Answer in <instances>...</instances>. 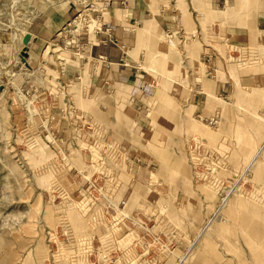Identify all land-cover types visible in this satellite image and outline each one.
<instances>
[{
    "label": "rangeland",
    "instance_id": "374dc122",
    "mask_svg": "<svg viewBox=\"0 0 264 264\" xmlns=\"http://www.w3.org/2000/svg\"><path fill=\"white\" fill-rule=\"evenodd\" d=\"M54 1L61 9L71 1L78 10L63 25L58 20L59 36L30 48L29 67L3 22L10 12L49 11L40 0L0 2V47L15 48L9 56L6 47L0 51V79L6 78L0 80V264H264V120L253 121L252 107L237 108L232 97L223 99L227 112L217 114L214 125L196 117L188 54L202 32L225 64L205 76L221 70L230 77L232 67L264 68L259 47L227 42L219 24L201 26L202 13H196L200 30L196 24L181 39L178 33L160 39L184 74L173 86L182 93L159 92L162 109L155 93L141 108L128 91L115 104L121 85L90 86L96 56L81 52L80 59L73 43L83 46L87 29L97 30L96 22L85 28L74 20L80 13L90 18L87 6L100 9V0ZM175 1L186 6L187 0ZM248 47L256 51L248 54ZM254 52L261 62L251 59ZM80 61L86 65L81 78L66 75ZM158 62L151 60L150 68L159 71ZM251 101L264 115V95L251 93ZM218 106L206 107L209 118ZM138 118L146 119L141 135ZM246 143L254 150L249 155Z\"/></svg>",
    "mask_w": 264,
    "mask_h": 264
},
{
    "label": "crops",
    "instance_id": "0c3cea01",
    "mask_svg": "<svg viewBox=\"0 0 264 264\" xmlns=\"http://www.w3.org/2000/svg\"><path fill=\"white\" fill-rule=\"evenodd\" d=\"M2 1L0 0V2ZM40 2L43 10L48 9L49 13L39 12L33 8L27 12L23 9L22 14L16 11L15 14L10 12L11 18L3 22L9 28L8 32L12 43L14 38L18 44L20 43L16 47L18 51L23 47L21 42L23 35L26 32L30 33L31 41L27 62L31 57L29 54L30 48L34 44H39V41L45 42L50 39L52 33L58 31L57 36H59L63 27L58 24L63 25L70 15L78 10L77 5L71 1H67L63 9L54 0H40ZM47 3L50 8L46 5ZM100 3L101 5L108 3L107 9L102 13L94 9L97 6L93 2H91L93 7H89V10L91 14L90 21L96 22V25L101 27V31L87 29L81 36V42L83 43L81 52L86 57L89 55L105 56L112 63L110 69H105L103 65H97L95 68L91 67L89 74L91 77L90 86L95 87V89L101 88L100 84L103 81L114 86L121 85L120 89L123 91H121V94L115 95V104L116 98L123 96L124 91H128V93L130 92V101L136 107L141 108L155 93L153 97H156V102L159 103V107L162 109L165 98H158L159 92H170L177 89L180 90L179 94L182 93L179 87L173 88V86L178 84V80L182 79L184 74L179 71L177 62L173 59L175 55L174 51L169 48V43L166 46L160 39L163 37L162 34L172 37L176 33L181 39L186 30L192 29L193 25L197 24L196 13H202L200 16L202 21L199 22L201 26L210 27V23L214 22L216 25L219 24L223 28L224 38L227 42L235 45L256 44L264 58V0H194V4L200 7V12H196L192 8L189 0L186 1V6L181 8L176 7L177 2L175 0H100ZM2 8L3 6L0 7V11L3 10ZM14 16L18 19L23 17L24 20L22 21L26 24H23L21 19H19V22H13ZM58 20L60 23H58ZM197 27L198 30L201 29L199 24H197ZM20 29L25 30L23 34L20 33ZM201 35L202 32H198L199 39L188 46V54L193 61L191 78L195 79L191 106L194 107L196 117L207 121L211 118L216 119L217 114H226L225 104H222L225 103L223 99L232 97L237 108L252 107L250 114L254 118L253 121L257 117H262L264 120V115L259 112L257 106L253 105L254 103L251 101V93L264 95V71L259 70L262 68L258 66L260 64L255 65V69L240 72L232 67L230 77L221 70H217L213 78L206 77L205 70L208 67L219 68L225 64L216 49L210 44L209 39L206 42V39H202ZM111 39L115 40L114 45L110 42ZM54 41L55 39L51 42ZM48 43L40 49L41 54H44ZM120 45L126 47L127 50H120ZM176 45L179 46V44ZM3 46L7 49V56L15 49L14 46L9 44L2 45L0 51ZM231 47L239 49V46L231 45ZM248 48L256 51V47ZM207 55H212V58L210 65L204 69L196 64V61L201 62ZM252 57L254 58L251 59L256 60V62L262 61L261 58L258 59L257 54ZM151 60L159 61L160 66L156 67L159 71L150 68L154 65L151 64ZM81 63L83 62L80 61L78 66L76 65L72 69L73 71H67L66 75L78 77L84 74L86 65ZM142 64H145L146 69L141 68ZM165 71H170V77L166 78L164 82L158 81L156 87V80H161ZM0 80L5 82L6 78L3 76ZM257 103H259L258 100ZM218 105H222L221 109L209 118L206 107L214 109ZM262 110L264 112V104ZM145 120V118H138V133L140 135L145 131ZM247 141H252V139L247 138ZM247 144L249 143H246L244 153L249 155L254 150L247 148Z\"/></svg>",
    "mask_w": 264,
    "mask_h": 264
},
{
    "label": "built area",
    "instance_id": "2783aa9c",
    "mask_svg": "<svg viewBox=\"0 0 264 264\" xmlns=\"http://www.w3.org/2000/svg\"><path fill=\"white\" fill-rule=\"evenodd\" d=\"M89 7L92 8L93 5L91 3H89V5L87 6V9L89 10ZM108 7V3H103L98 9V8H94L95 10H98V12L102 13L103 11H105ZM81 13L78 14L76 17H75V20L74 22H76V19H81L83 21L82 26L87 28L89 27L91 24L92 21H90V18H88V15H83V17H80ZM81 21V22H82ZM70 24V22L68 23ZM97 30L101 31V27L98 26L97 27ZM110 42L114 43L115 44V40L114 39H111ZM74 43V47H76V52H75V55H79V58L82 57V54L81 53V49H82V46H78V43L77 42H73ZM124 46L122 45L121 48H123ZM91 61L94 63V64H97V65H104L105 67L107 68H110V65L111 63L109 61H107L106 57L105 56H102V55H98L96 57H91ZM211 58H212V55H207L205 56L202 60H201V64L204 65V67L206 68L207 66L210 65V61H211ZM208 69H212V68H209ZM209 71V70H208ZM79 77V76H78ZM207 122L209 125H214L216 123V119L215 118H211V119H207ZM110 148L112 145H109Z\"/></svg>",
    "mask_w": 264,
    "mask_h": 264
},
{
    "label": "water",
    "instance_id": "95a60500",
    "mask_svg": "<svg viewBox=\"0 0 264 264\" xmlns=\"http://www.w3.org/2000/svg\"><path fill=\"white\" fill-rule=\"evenodd\" d=\"M30 41H31V35L29 32H26L22 39L21 42L23 44V47L21 48V50L18 53L19 59L20 61L26 66L29 67L26 59L28 58V50H29V45H30ZM0 90H2V87L0 86Z\"/></svg>",
    "mask_w": 264,
    "mask_h": 264
},
{
    "label": "bare ground",
    "instance_id": "6f19581e",
    "mask_svg": "<svg viewBox=\"0 0 264 264\" xmlns=\"http://www.w3.org/2000/svg\"><path fill=\"white\" fill-rule=\"evenodd\" d=\"M26 17H27V16H26ZM19 19H21V22L23 23L22 20H24V18H23V17H22V18L20 17ZM19 19L16 17V20L19 21ZM26 19H28V18H26ZM23 24H26V23L24 22ZM20 33H21V32H20ZM22 33H23V32H22ZM20 47H21V46H20ZM243 50H245V49H243ZM247 51H250V52H247V53H248V54H251L254 50L248 48ZM245 53H246V52H245ZM243 54H244V52H243ZM254 54H255V52H254ZM28 56H29V55H28ZM242 57H243V56H242ZM260 149H261V148H260ZM259 152H260V151H259ZM259 152H257V154H258ZM255 157H256V154H255V156H253V157L249 160V162L246 164V168H247V167L249 168V167L251 166V164H252V163L254 162V160H255ZM257 158H258V157H257ZM246 168H245L244 170H246ZM247 171H248V170H247ZM245 172H246V171H245ZM242 173H243V172H242ZM243 174H244V173H243ZM230 191H231V190L229 189L228 192L230 193ZM216 210H217V209H216ZM255 213H256L257 215H259V214H258V213H259L258 211H256ZM78 218H79V217H78ZM79 221H80V220H79ZM241 221L245 224L246 221H248V218H244V219H242ZM74 222H75V223H79L77 217L74 219ZM263 230H264V228H263ZM255 234H256V233H255ZM257 234H261V233H257ZM263 234H264V233H263ZM263 238H264V236H263ZM257 257L260 259V255H258Z\"/></svg>",
    "mask_w": 264,
    "mask_h": 264
}]
</instances>
